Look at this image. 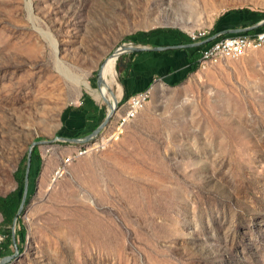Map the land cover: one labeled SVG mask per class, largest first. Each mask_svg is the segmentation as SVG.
Returning a JSON list of instances; mask_svg holds the SVG:
<instances>
[{"label": "rangeland", "instance_id": "374dc122", "mask_svg": "<svg viewBox=\"0 0 264 264\" xmlns=\"http://www.w3.org/2000/svg\"><path fill=\"white\" fill-rule=\"evenodd\" d=\"M256 12L264 0H0V195L32 141L49 140L5 264H264V44L156 82L108 147L55 139L93 126L82 103L101 121L108 110L65 71L96 86L104 57L136 32L257 28Z\"/></svg>", "mask_w": 264, "mask_h": 264}, {"label": "crops", "instance_id": "0c3cea01", "mask_svg": "<svg viewBox=\"0 0 264 264\" xmlns=\"http://www.w3.org/2000/svg\"><path fill=\"white\" fill-rule=\"evenodd\" d=\"M224 30L227 29L218 32ZM144 45L152 49L137 52L131 60L126 58L121 62V72L118 75L120 91L117 102L119 103L137 92L151 90L156 82L165 85L179 82L189 71L190 64L186 50L190 52L189 48L194 47L156 49L157 47L180 45L171 35L164 34L152 35ZM170 49L174 52L171 54L165 52Z\"/></svg>", "mask_w": 264, "mask_h": 264}, {"label": "trees", "instance_id": "16d2710c", "mask_svg": "<svg viewBox=\"0 0 264 264\" xmlns=\"http://www.w3.org/2000/svg\"><path fill=\"white\" fill-rule=\"evenodd\" d=\"M236 12L237 10L232 9L228 11V14H235ZM255 14L264 17V13L256 12ZM262 29H264V24L258 26L257 28L246 30L242 32L241 34L252 35ZM214 33H215V30H212L209 32V34L206 37L213 35ZM154 34L171 35L175 39L177 44H187V43L194 42L186 33L179 31L172 27L157 29L156 31H153L149 34H145L144 32L139 31L133 34L132 36H130L129 41L135 44H147L148 39H150V37ZM229 35H233V34H223L219 36L218 38H223ZM208 44L210 43H206L205 45H208ZM200 48L201 46L189 48L190 52L186 50L187 60L190 64L189 72L195 71L198 68V66L195 64V59L197 57L198 50ZM165 52L171 54L174 52V50L170 49V50H166ZM136 53L137 52H130L128 54L121 55L117 59L116 70L118 72V75H120V72H121V62L126 58L131 60L132 56ZM76 109L82 110L84 112L83 113L84 121L86 123L92 122L93 126L90 127V125L89 126L87 125L88 128L83 130L82 131L83 133L79 132L78 136H69V137L84 136L90 133L101 122L99 117H95L94 114L97 112V109L94 108L93 106L82 103ZM32 158H35L39 163L41 162L36 146H34L32 149L31 159ZM25 166H26V156L19 162L17 169L13 174L14 180L17 184L16 189H14L13 191L5 195H0V215L2 217L0 226L4 228L3 232H0L1 236L3 237V240L0 241V258L8 255L7 252L9 250V247L13 244L11 228H12L14 217L20 205L22 189H23V182H24ZM31 175H32V169L30 167L29 178L31 177ZM15 236H17V232H15Z\"/></svg>", "mask_w": 264, "mask_h": 264}, {"label": "built area", "instance_id": "2783aa9c", "mask_svg": "<svg viewBox=\"0 0 264 264\" xmlns=\"http://www.w3.org/2000/svg\"><path fill=\"white\" fill-rule=\"evenodd\" d=\"M242 33V32H241ZM234 33L223 38H218L217 36L214 40L207 42L208 45L202 44L201 48L198 50L197 57L195 59L196 65H201V70L207 69L211 66L219 64L226 60H235L242 57L248 49L259 48L258 38L264 34V29L252 34H241ZM208 35V31L205 29L192 31L188 36L195 42L200 41ZM226 38H233V47H224V40ZM208 54L219 55V62H208ZM146 100L144 99V92L140 91V96L131 97L129 96L125 101L121 103L124 107L123 111L118 114L115 119V123L112 128L108 129L109 125L105 126L102 131L95 137H102L103 140H107V147L117 139L124 131L126 124L134 118L146 105ZM94 137V138H95ZM93 139V138H92ZM106 147V148H107ZM105 148H93L88 150V152H96ZM75 156L67 155L62 159L61 165H59L55 170V176L62 175L63 169L68 166Z\"/></svg>", "mask_w": 264, "mask_h": 264}, {"label": "water", "instance_id": "95a60500", "mask_svg": "<svg viewBox=\"0 0 264 264\" xmlns=\"http://www.w3.org/2000/svg\"><path fill=\"white\" fill-rule=\"evenodd\" d=\"M264 23V20H262L261 22L257 23L256 25H254V27L256 26H260ZM253 27H243V28H233V29H227L224 30L222 32H218L215 33L213 35L208 36L207 38L200 40V41H195V42H191V43H187V44H180V45H173V46H163V47H157L156 49H168V48H187V47H196V46H200L202 44H205L207 42H210L212 40H214L217 36L219 35H223V34H234V33H241L244 32L246 30H250ZM152 49V47L144 45V44H122L121 46H119L113 53H117V58L124 53H130V52H140V51H146ZM97 82H99V78H98V72H97ZM107 105H109L107 103ZM117 105V100L115 101V107ZM115 107L109 111L107 110V113L104 117V119L88 134L84 135L81 138H71V137H65V136H58L55 139L56 140H60L63 142H70V143H84L87 142L89 140H91L92 138H94L95 136H97L102 129L107 125V123L109 122V119L112 116V113L115 109ZM45 142H49V140H35L32 141L28 151H27V155H26V166H25V173H24V182H23V189H22V195H21V200H20V205L18 207V210L16 212V215L14 217L13 223H12V228H11V232H12V243L14 246V251L12 254L3 256L0 258V264H5L6 262H8L9 260H11L12 258L15 257V255L17 254V245L15 242V230H14V224L18 218V215L20 214L24 202H25V198L27 195V189H28V181H29V170H30V164H31V152L34 146H36L39 143H45Z\"/></svg>", "mask_w": 264, "mask_h": 264}, {"label": "bare ground", "instance_id": "6f19581e", "mask_svg": "<svg viewBox=\"0 0 264 264\" xmlns=\"http://www.w3.org/2000/svg\"><path fill=\"white\" fill-rule=\"evenodd\" d=\"M263 44H264V34L258 38L259 48ZM224 47H233V38H226L224 40ZM116 60H117V53H112L111 55L104 57V59L100 63V66H98L99 82L96 86L95 85L92 86L90 84L88 80L89 73L87 72L65 71V74L69 78L71 82L70 84L72 86L77 88L79 91L82 90V87H84L96 101L105 100L109 104L108 110L111 111L115 106V101L117 100L118 93L120 91V86L117 84L116 81V70H115ZM208 62H219V55L208 54ZM197 66L198 69H201V65H197ZM114 85L117 86V89L115 88L113 90V93L111 94V89ZM141 92H144V99L147 102L150 99V89L143 90ZM138 96H140V92L131 95V97H138ZM83 152H85V150H80V153Z\"/></svg>", "mask_w": 264, "mask_h": 264}]
</instances>
